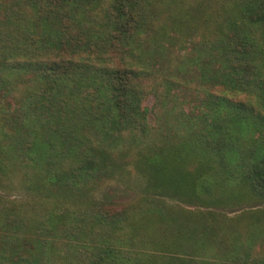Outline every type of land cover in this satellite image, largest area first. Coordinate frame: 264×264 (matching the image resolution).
<instances>
[{
	"label": "trees",
	"instance_id": "1",
	"mask_svg": "<svg viewBox=\"0 0 264 264\" xmlns=\"http://www.w3.org/2000/svg\"><path fill=\"white\" fill-rule=\"evenodd\" d=\"M160 3L0 0V173L17 166L27 188L64 202L43 217L0 200V264H264V207L241 214L251 219L242 242L219 211L187 214L176 230V211L161 210L159 198L264 203V0H223L195 22L209 31L203 53L188 58L202 109L181 118L183 134L159 123L175 107L174 119L183 114L179 101L191 104L173 91L184 94L186 82L166 74L160 89L143 64L170 38ZM125 175L143 186L141 219L90 194ZM221 177L230 193L218 189ZM156 221L171 238L144 243L155 250L119 244ZM186 235L191 244L177 241ZM207 244L214 258L188 253Z\"/></svg>",
	"mask_w": 264,
	"mask_h": 264
},
{
	"label": "rangeland",
	"instance_id": "2",
	"mask_svg": "<svg viewBox=\"0 0 264 264\" xmlns=\"http://www.w3.org/2000/svg\"><path fill=\"white\" fill-rule=\"evenodd\" d=\"M160 1L161 13L163 17L162 20L166 26L165 31L168 33V37L170 38L168 40L162 39V46H160V49L157 50L155 55L153 53H146L143 57V64L152 71L149 82L153 85L160 83V89L161 87L163 90L165 89V85L163 84L162 80L166 74H171L179 81L186 82L187 89L185 90L184 94L180 89H174L173 91L179 96V98L184 96L185 98H190L191 104H187V102L182 103L179 101L183 107V114L179 115L178 119H174V115L177 113L175 107V111L169 115V117L160 116V121L162 123L170 118L173 119L171 125L168 126L167 123L161 125V122L159 123L162 132L174 130L180 132V134H183L185 132V127L182 124L181 118L184 115L187 117L191 114H198L202 109L196 99H193V97L196 95L194 93L195 91L192 90V87L197 84L196 79L194 80V73H197L198 70H195V66L189 62L188 58L191 56L197 57L203 53V50L201 49L202 36L207 34L209 31L205 28L204 24H196L195 22H197L199 18L214 14L223 0ZM186 14H188V16ZM170 15H173L171 19L169 18ZM184 17L186 20L183 21ZM172 20L175 21L173 22ZM172 25L176 26L173 28ZM164 100V105L170 102L167 99ZM153 102L154 99L151 96L147 100L146 104L149 106ZM166 112L167 111L164 110L163 113ZM148 120L151 124H155L156 116L154 113H149ZM24 177L25 176L23 175L21 169L17 166L12 167L11 171L7 170L6 173H0V200H4L5 202L14 201L17 204L25 203L34 206L36 214L43 217L46 216L47 213L53 211V209L61 207L62 203H64L61 202L63 199L59 197H47L46 194H37L38 192L36 190L27 188L31 184L25 186V182L23 181ZM221 178L222 180H220ZM221 178L218 179L219 183H221V186L218 187V189L223 187V193L224 191H226V193H230L231 183H229V180H224L223 177ZM32 179H30L29 183H31ZM89 189H91L90 194L92 193L97 199L109 200L118 204V206H132V208L136 210L133 211L134 214L138 215L136 217L141 219L142 213L139 212V209L142 208L144 210V204L141 202V192L144 189L137 176L125 175L122 178L105 179L96 187L91 188L89 186ZM213 192L218 194L219 191L217 188H214ZM159 198L163 199L165 203V205L161 207V210L165 212L176 211V222L180 224L179 226H175L176 230H184V227L181 226V224L184 221H189V219H187L188 215L190 216L199 212L219 211L218 214H216V217L224 224L223 226L225 231L230 229L231 225L234 226L241 235L240 239L242 242H245L247 239L246 237L249 236V234H247V229L248 223L251 219L248 220L245 215L241 214L249 209H253V211L263 210L264 207V203L253 201H248L241 204L224 203L218 207H213L202 205L199 202L191 203L188 200L186 201L177 197ZM81 202L82 201L79 200L72 203L70 202L69 204L71 206H78L82 204ZM220 215H223L224 217ZM150 221H152V219ZM231 222L233 223L231 224ZM168 232H165L162 227V223L158 224L156 221L132 237L128 236V232L122 234L118 242L120 245L125 247L136 248L141 246L155 250L156 248H152L150 245H146L144 243L151 241L158 242L162 240L168 241L171 238V234ZM261 236H264V230L261 232L260 237ZM177 241L182 244L192 243V239H189L187 235L181 237V239ZM255 248H258V244L256 243ZM188 253L192 254L196 258L204 259L214 258L216 252L213 251L212 248H209V244H207L205 248L196 250V252L189 250ZM179 254L183 253L180 252Z\"/></svg>",
	"mask_w": 264,
	"mask_h": 264
}]
</instances>
